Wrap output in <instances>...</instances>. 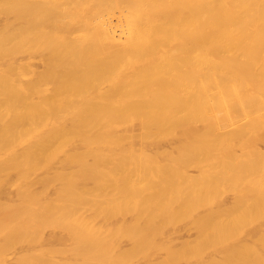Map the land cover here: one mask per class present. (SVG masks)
Segmentation results:
<instances>
[{
    "label": "bare ground",
    "instance_id": "6f19581e",
    "mask_svg": "<svg viewBox=\"0 0 264 264\" xmlns=\"http://www.w3.org/2000/svg\"><path fill=\"white\" fill-rule=\"evenodd\" d=\"M0 264H264V0H0Z\"/></svg>",
    "mask_w": 264,
    "mask_h": 264
}]
</instances>
